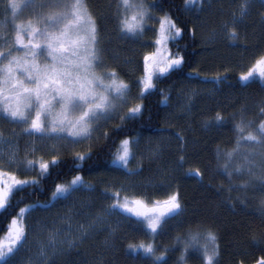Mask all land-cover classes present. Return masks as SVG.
I'll return each mask as SVG.
<instances>
[{"label": "snow or ice", "instance_id": "1", "mask_svg": "<svg viewBox=\"0 0 264 264\" xmlns=\"http://www.w3.org/2000/svg\"><path fill=\"white\" fill-rule=\"evenodd\" d=\"M194 3L195 0H185L186 7ZM199 3L197 12H203L205 5L211 7V0H199ZM260 3L264 5V0H260ZM5 7L10 11V19L5 17L0 26V118L12 124L25 125L24 133L35 136L40 141H67L75 145L91 139L95 128L101 126V121L106 123L116 118L119 110L129 104L134 85L122 79L115 67H109L105 63L100 28L87 0H6ZM249 7L250 0H243L238 9L232 10L230 19L221 20L219 32L212 30L208 40L215 41L223 36L234 45L239 42V28L248 16ZM153 9L163 11L159 0H154L151 4L145 0H117L115 5V18L121 38L138 41L148 29L155 33L154 50L143 55L142 75L135 81V86L139 88V102L119 116L121 121L135 120L142 116L146 109L144 101L156 90V81L180 72L187 64L184 54L173 53L169 48V42L181 37L184 28L170 12L163 11V15L157 16ZM25 11L29 13V18L20 19ZM153 20L158 21V28H152L149 24ZM189 31L195 35V28ZM186 75L191 78L200 74L193 69ZM225 79L221 73H216L211 78L203 77L205 83L214 86H219ZM239 80L246 82L245 86L259 81L260 86L264 87V50L257 54L246 71L240 72ZM160 91L163 95L162 102L167 104L169 96L163 94V90ZM190 101L191 97H188L185 104L189 111ZM259 116L264 117V107H260ZM227 119L229 118L222 111H217L213 117L204 120L203 126L206 129L219 128L224 126ZM232 127L235 133L234 146L227 149L217 147V169L229 178V192L236 189L238 195L235 199L241 205H247L249 188L264 194V119L257 123L255 120L245 119L241 112L239 121ZM119 128L120 126L117 130ZM178 140L180 143L177 147L181 155L174 163L176 169H182L187 162L184 154L187 142L181 135H178ZM139 144V136H125L112 154L110 163L114 167L108 168L107 163H96V170L105 168L121 172L126 177L139 175L143 170L139 161L136 168L129 167L130 162L136 160L139 154ZM51 150H56L55 144L51 146ZM32 151H36L35 145ZM73 159L89 161L92 159L91 150L87 153L77 152ZM58 161L59 157L56 155L51 160L41 158L38 165L34 160H27L23 170H31L37 166L40 170L31 180L19 179L16 172L0 167V216H11L5 226L4 236L0 237L2 264H14L13 258L28 241L27 226L21 223V214L27 209L36 211L39 208L43 212H50L61 200H69L74 193L96 191L94 185L77 173L72 176L70 183H55L51 199L25 204L16 210V215H11L12 198L17 192L23 191L20 186L39 184L41 178L49 175L50 169ZM9 163L17 164V171L21 170L14 151L9 156ZM184 176L194 177L198 181L204 179L199 167H189L184 171ZM234 177L241 179L235 181ZM147 187L159 190L162 185L150 183ZM122 191H126L124 185L114 191L105 188L100 196L111 200V203L95 214L86 213L92 219L86 226L78 225V236H72L69 230L61 238L62 230L52 229L48 246L60 250H63L64 245L75 247L97 227H102L108 217L119 214L124 215L134 231L146 237L138 243H128L127 248L141 253L148 264H169V254L177 249L160 245L157 237L167 235L170 222L184 216L186 206L179 188L168 192L163 199H153L150 195L121 196ZM229 199L231 201L232 198ZM231 206L235 208L236 204L231 203ZM257 210L261 223L264 224V195L260 198ZM63 219L70 220L71 216ZM188 223L185 236L176 237V242L183 244L177 264H186L189 256H195L201 264H219L217 233L204 227L203 221L195 217ZM111 234L110 232L109 235ZM105 243H108L107 239ZM259 243L264 244V239ZM256 264H264V257Z\"/></svg>", "mask_w": 264, "mask_h": 264}, {"label": "trees", "instance_id": "2", "mask_svg": "<svg viewBox=\"0 0 264 264\" xmlns=\"http://www.w3.org/2000/svg\"><path fill=\"white\" fill-rule=\"evenodd\" d=\"M227 1L211 0V7L205 5L203 12H197L200 3L196 7L195 5L186 7L185 0H159L163 11L170 12L177 23L184 28L181 37L169 42V48L173 53L184 54L187 64L180 72L156 81V90L144 101L146 109L142 116L135 120L121 121L119 116L124 115L129 107L139 102L137 95L139 88L135 86V81L142 75L143 55L154 50L155 33L148 29L138 41L123 39L115 18L117 0H87L100 28L104 61L109 67H115L122 79L134 85L131 100L119 110L116 118L106 123L101 121V126L98 128L94 126L91 139L61 150L58 163L50 169L49 175L41 178L39 184L20 186L23 191L13 196L11 215H16V210L24 207L25 204L51 199L54 184L70 183L72 176L77 173L86 182L107 180L111 175L110 171L105 168L96 170L95 164L107 163L108 168L113 167L110 163L112 154L116 151V145L125 136L149 137L156 132L168 131L173 142L161 153L162 161L159 163L164 169L165 178L163 180L156 178V181L164 183L163 191L156 192L155 195L165 197L168 192L178 187L186 206L184 216L169 226L167 235L157 237V243L160 245L177 249L169 254L171 256L169 264H177L183 244H178L176 237L185 236L188 222L192 217L203 221L204 227L211 228L217 233L220 247L219 264H256L261 257H264V244L259 243L264 239V224L261 223L257 210L260 198L264 194L249 188L247 205H241L235 199L238 191L233 189L229 192V178L217 169L216 158L218 146L221 149L234 146L235 133L232 126L239 121L241 112L245 119L255 120L257 123L260 119H264L259 116L260 107H264L262 103L264 87L260 86L259 81L245 86L246 82L243 83L238 79L240 72L246 71L257 54L264 50V22H262L264 5L260 3L261 5L253 6L239 28L241 40L235 45L223 36H219L215 41H209L208 37L213 29L220 31L221 20L231 18L233 9L229 7ZM145 2L151 4L154 0H145ZM5 4L6 0H0V26L5 17L10 19V11L6 9ZM163 11L153 9L157 16L163 15ZM28 18L27 11L20 16L23 20ZM149 24L152 28H158L156 20L150 21ZM8 27L11 28L10 23ZM192 28H195L194 36L189 31ZM193 69L200 75L189 78L186 74L191 73ZM216 73H221L226 79L219 86L213 85L216 93L214 97L209 100L208 98L197 100L195 109L189 113L190 115L188 114V117L167 119L166 107L177 92L185 87L184 83L204 82L203 77L211 78ZM160 90L169 96L167 104L162 102L163 95ZM217 111H222L229 118L224 126L204 128V120L213 117ZM118 126H120L119 130H117ZM178 135L183 136L187 142L184 153L187 162L182 169H176L174 163L181 155L177 147L180 143ZM89 150L92 153L91 160L74 161L73 157L77 152L87 153ZM189 167H199L204 175L203 181H198L194 177L186 178L184 171ZM39 171L37 166L30 171L20 170L16 173L19 179L31 180ZM233 179L238 181L241 178ZM231 203L236 204L235 208ZM23 215L24 213L21 214V219ZM10 218L11 216L7 214L0 216V237L4 236L5 226ZM124 221L111 235L106 230H101L50 264H148L141 253L127 248L128 243H138L146 237L134 231L130 223ZM106 239L108 243H105ZM186 264H201V261L195 256H189Z\"/></svg>", "mask_w": 264, "mask_h": 264}, {"label": "rangeland", "instance_id": "3", "mask_svg": "<svg viewBox=\"0 0 264 264\" xmlns=\"http://www.w3.org/2000/svg\"><path fill=\"white\" fill-rule=\"evenodd\" d=\"M242 2L243 0L227 1L229 7L232 9L235 7L238 9L239 4ZM198 4L199 0H195L193 5L196 7ZM256 5H261L260 0H250L249 12L253 6ZM241 82L244 83V81ZM190 85L193 86V88H191ZM184 86L185 87L177 92V95L166 107V111L168 112L166 116L167 119L188 117L190 115L189 113L195 109L197 100L207 98L209 100L216 94L214 93L215 90H213V85L210 83H196L193 81L186 84L184 83ZM188 97H191L190 111L185 108V104L188 102ZM25 127L26 126L23 124H12L9 123V121L0 118V167L4 168L6 171L11 170L17 172V164L9 163V156L13 151L17 157L21 171H25L23 169L27 160H34L38 165L41 158L49 160L53 155L58 156L59 152L65 147L72 145L67 141H40L35 136L26 135L24 133ZM139 138V154L136 160L131 161L129 165V167L136 168L137 161H139L140 167L143 168L144 166L139 175L126 177L121 172L110 171L111 175L107 180L88 182L95 186V192L80 191L74 193L69 200H61L60 203L56 204L50 212H43L39 208L36 211H32L31 209L26 210L21 220L22 223L27 226L28 241L13 258L14 264H50L56 258L70 252L74 247L69 248L67 245H64L63 250H60L59 248L53 249L48 246L51 230L54 228L61 229V238H63L64 235H67L69 230L72 236H78V225L86 226L92 219V217L86 215V213L95 214L111 203V200L100 196V193L105 188L114 191L115 189L120 188L121 185H124L126 191H122L121 196L125 194L129 196L150 195L153 199L164 198L155 195L156 192L163 191L162 187L164 183L156 181V178L159 177L162 178V180L165 178L163 175L164 169L159 162L162 161L161 153L165 151L166 147H168L171 142H173L172 137L168 131H160L149 137ZM53 144L56 145L55 151L51 150ZM34 145L36 151L33 152L32 148ZM153 149H156L157 151H153ZM150 183L152 185H162V187L159 190H156L153 187H147ZM132 185H135V187H132ZM65 216H71V219H63ZM25 217H27V219H25ZM123 219L126 220L124 215L113 214L107 218L106 223L102 227H97V229L91 232L87 238L101 230L113 233V229L115 230L120 223L125 222ZM178 219L179 218L171 221L169 226L177 222ZM126 222L129 223L127 220ZM0 264H2V262H0Z\"/></svg>", "mask_w": 264, "mask_h": 264}]
</instances>
